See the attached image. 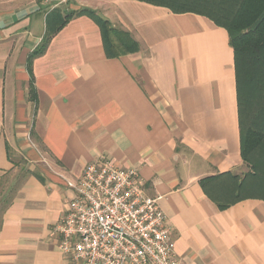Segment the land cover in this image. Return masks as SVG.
Wrapping results in <instances>:
<instances>
[{
	"label": "crops",
	"instance_id": "crops-1",
	"mask_svg": "<svg viewBox=\"0 0 264 264\" xmlns=\"http://www.w3.org/2000/svg\"><path fill=\"white\" fill-rule=\"evenodd\" d=\"M59 1L0 0V264H77L53 232L66 180L96 161L138 170L181 264H264V201L221 210L200 184L246 170L227 30L137 0ZM84 9L138 52L109 59L93 19L64 24Z\"/></svg>",
	"mask_w": 264,
	"mask_h": 264
},
{
	"label": "built area",
	"instance_id": "built-area-1",
	"mask_svg": "<svg viewBox=\"0 0 264 264\" xmlns=\"http://www.w3.org/2000/svg\"><path fill=\"white\" fill-rule=\"evenodd\" d=\"M66 184L75 198L53 234L73 263L181 264L159 198L146 193L136 168L96 161Z\"/></svg>",
	"mask_w": 264,
	"mask_h": 264
},
{
	"label": "trees",
	"instance_id": "trees-1",
	"mask_svg": "<svg viewBox=\"0 0 264 264\" xmlns=\"http://www.w3.org/2000/svg\"><path fill=\"white\" fill-rule=\"evenodd\" d=\"M176 14H196L227 30L234 51L241 157L248 168L200 181L205 193L224 210L246 200L264 201V0H137ZM87 16L101 29L109 59L138 52L137 42L92 10L70 12ZM63 24V25H64ZM46 44L35 53L42 54Z\"/></svg>",
	"mask_w": 264,
	"mask_h": 264
},
{
	"label": "rangeland",
	"instance_id": "rangeland-1",
	"mask_svg": "<svg viewBox=\"0 0 264 264\" xmlns=\"http://www.w3.org/2000/svg\"><path fill=\"white\" fill-rule=\"evenodd\" d=\"M246 167V166H245ZM248 171V168L246 167V170H245V172L244 173H246Z\"/></svg>",
	"mask_w": 264,
	"mask_h": 264
}]
</instances>
